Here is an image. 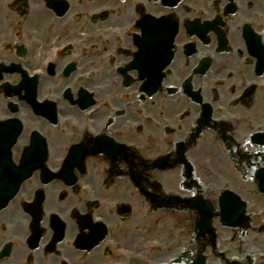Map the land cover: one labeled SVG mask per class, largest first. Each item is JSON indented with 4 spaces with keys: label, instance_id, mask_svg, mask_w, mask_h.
Wrapping results in <instances>:
<instances>
[{
    "label": "flooded vegetation",
    "instance_id": "af4514ba",
    "mask_svg": "<svg viewBox=\"0 0 264 264\" xmlns=\"http://www.w3.org/2000/svg\"><path fill=\"white\" fill-rule=\"evenodd\" d=\"M1 172L0 264H264V0H0Z\"/></svg>",
    "mask_w": 264,
    "mask_h": 264
}]
</instances>
